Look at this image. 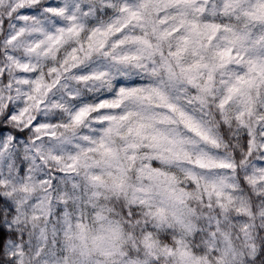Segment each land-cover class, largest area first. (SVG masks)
Instances as JSON below:
<instances>
[{"label": "clouds", "instance_id": "9594fccd", "mask_svg": "<svg viewBox=\"0 0 264 264\" xmlns=\"http://www.w3.org/2000/svg\"><path fill=\"white\" fill-rule=\"evenodd\" d=\"M0 264H264V0H0Z\"/></svg>", "mask_w": 264, "mask_h": 264}]
</instances>
